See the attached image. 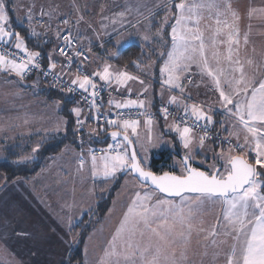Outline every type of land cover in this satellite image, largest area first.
Masks as SVG:
<instances>
[{
    "label": "snow or ice",
    "instance_id": "obj_1",
    "mask_svg": "<svg viewBox=\"0 0 264 264\" xmlns=\"http://www.w3.org/2000/svg\"><path fill=\"white\" fill-rule=\"evenodd\" d=\"M161 7L167 9L163 23H170V41L164 39L163 27L151 39L163 40L162 46L166 49L160 52L163 59L159 68L162 85L160 114L168 130L176 133L184 150L183 157L173 164V168L178 167L179 172L169 170L157 174L149 167L147 156L142 158L141 153L136 151L135 145L139 144L145 154L148 152V148L141 144L139 120L124 119L122 112L110 118L113 106L118 110L144 109L145 100L126 98L114 101L110 98L109 112L101 113L97 101L99 88L114 84V91L123 87L130 96L132 88L129 82H138L141 85V91L137 93L139 97L147 94L149 85L140 76L130 74L126 70L127 65L121 70L105 62L98 64L97 70L92 73L83 70L84 61L90 59L86 52L92 51L91 38L82 35L79 30L73 36L69 19H61L60 23L64 27L58 26L55 30L57 40L62 43L48 54L45 68L41 63L42 52L31 50L27 45V37L12 30L10 16L12 12L19 11L18 3L16 0H0V44L4 45L0 49V73L15 77L14 85L17 87L30 72L42 74L45 78L51 75L54 81L51 86L59 85L62 92L80 95L81 101H76L75 106L69 109L70 115L75 118L72 131L80 138L82 148L76 155V171L90 174L93 182L99 178L105 182L113 181L122 173L130 175L137 182L136 190L103 248L102 255L90 261L85 249L83 264H195L192 259L195 253L191 248L194 232L198 236L203 234L205 242L201 245L204 251L200 253V264H204V258L209 256V248L212 249L211 264H217L221 257L223 264H264V53L259 60L241 57V49L249 43L251 26L241 36L240 21L244 16L233 7L232 0H163L157 4L150 3V0H136L135 4L126 3L124 11L113 13L112 17L101 16L102 20L111 19L113 25L112 31H105L103 35L109 40L119 36L121 29L115 25L123 20L125 12L129 15L135 12L137 17L149 19ZM34 9L33 0L27 6L24 20L28 25V35L36 38L40 34L33 26ZM246 15L249 20L254 17L264 20V4L257 7L250 3ZM44 16L51 20L53 10L45 11L41 6V20L37 21L41 26ZM75 22L77 28L84 22L79 9ZM131 26L135 28L136 24ZM88 27L92 28L91 23ZM101 27L107 29L108 25L102 24ZM99 38L100 34L97 35ZM85 39L88 40V47L83 44ZM142 39L149 41L150 37L145 34ZM122 42L121 39H115L113 47L117 51L110 53V58L119 55L118 49ZM103 46L102 41L100 47ZM57 53L64 58L63 62L56 59ZM80 58L83 59L76 73L72 74L71 66ZM132 64L141 68L138 61L133 60ZM193 66L202 77L211 81L212 88L218 93L217 103L233 121L231 128L223 120L214 119L215 113L210 105L205 111L204 105L186 102L191 96L184 95L186 88L183 81L192 82L190 72ZM150 68L151 65H147L143 70L147 72ZM96 78L103 84L98 85ZM38 84L39 79L34 81L33 87ZM165 88L169 92L178 90L179 95H169L165 101ZM148 103L151 104V101ZM56 104L59 106L60 101ZM169 104L183 110V114L175 117L170 125ZM85 108L88 110L87 115ZM102 115L105 117L103 123ZM140 115L145 113L141 112ZM89 119L97 122L96 128L89 129L90 134L99 135L113 129L108 131L112 142L100 149L99 156L95 149H88L87 155L83 151L81 133ZM28 123L25 118L23 124ZM67 123L66 119L56 121L55 131L66 132ZM143 123L147 129L148 145L159 147L158 143H153L152 115L147 114ZM217 123L222 131L227 132L226 137H220L219 132L215 137L210 135ZM197 130L203 134L198 135ZM209 141L220 145L219 152L213 156L214 163L207 168L193 166L195 157L204 151ZM172 145L175 146L174 141ZM224 145H228L227 149ZM40 148L41 142L37 141L29 154L19 156L14 163L21 165L31 161ZM200 164H205V160L202 159ZM216 206L220 209L216 223L205 228V211ZM73 207L74 204L63 205L62 209L67 208L69 215L59 217L60 224L69 235L78 219L71 215ZM87 211H91V208ZM109 211L111 213L112 210ZM83 212L84 209H81ZM72 239L76 240L77 237ZM62 264H73V258L67 256Z\"/></svg>",
    "mask_w": 264,
    "mask_h": 264
},
{
    "label": "crops",
    "instance_id": "obj_2",
    "mask_svg": "<svg viewBox=\"0 0 264 264\" xmlns=\"http://www.w3.org/2000/svg\"><path fill=\"white\" fill-rule=\"evenodd\" d=\"M38 1L39 0L34 1L35 13L37 12L36 15L40 14L41 6H43L45 11L53 10L52 18L54 19H58V17H56L58 16V14L68 16L70 21L72 22L71 32L73 36H75L77 30H79L82 35L91 38L90 46L92 51L90 53L86 52V54L89 57L92 56V58L94 59L101 60L102 64L107 62L108 64L112 65V67L121 70L124 69V67H118L115 64H113L110 60L107 59V61H104V59L106 58L107 54L110 55V53H112L113 51H117V49L113 47L115 39L119 38L122 35V33L128 32L131 28H133L131 26L132 24H136V26H138L147 20L137 17L135 12H133L130 15L127 12H125V16L123 20L119 21L115 25V27L117 26V28L121 29L119 32V36L113 38L112 40H109L107 36L103 35V33L105 32L103 30L110 31L112 30L113 25L111 23V19L102 20L101 16L112 17L113 13L124 11V6L126 3L135 4L136 0H87L86 4L90 8V11L88 12H82L81 4L80 6L77 7L76 5H72L69 0H63V1L46 0L45 2L41 0V2L37 3ZM162 2L163 0L160 1L154 0L153 4L162 3ZM176 2H178V0H176ZM250 3L253 4L254 6L259 7L262 4H264V0H232L233 7L238 9L241 12V14L244 16V18L240 21L241 36L243 35L244 32L249 31V25L251 26V31L249 32V43L246 46V48H242L244 55L249 57H253V56L260 57V55L264 53V48H261L259 46V43L264 42V20L255 17L252 18L251 20L247 18L246 10ZM57 6L65 8L64 13L59 11L57 9ZM19 7H20L19 9L22 8V6ZM76 8L77 9L79 8V13L83 14L84 17V22H82L78 26V28L75 22L77 16V10L74 9ZM161 8L159 10H161ZM158 11H156L154 15ZM20 13L22 12L20 11ZM54 13H56L57 15L55 16ZM69 13H71V15H69ZM166 13L167 11H162V13H159L158 16H156L157 18L154 15H152L153 17L151 16L148 20L149 22L148 24L151 25V28L147 29L148 24H146V29H142V31H139V33H137L138 35L136 37L132 38L134 41L133 43H140L139 41L142 40V37L145 34H147L150 37V34L152 33V22H155V19H159V20L162 19L164 22V17ZM44 17H48V16H44ZM137 20H139V23H137ZM11 22H12V28L15 29L13 26V23H15L14 20L12 19ZM89 23H91L92 28L88 27ZM102 24L108 25V28L107 29L102 28L101 27ZM48 25L49 22L47 23L46 26L48 27ZM50 25L51 27L48 28L49 30L52 31L51 33L49 32L50 35L48 36V38L51 40V42H53V45L50 46L49 50L47 51L46 53L47 57L48 54L54 48H56L57 44L62 43V41H58L56 38V33H55L56 28L58 26L61 28L64 27L63 25H60V23L58 24L57 20L55 22L54 21L50 22ZM121 25H124V27L121 28ZM93 29H95V31H93ZM166 29H167V33H169L171 30L170 23L167 26H165L164 34ZM98 34H100L99 39H97ZM41 35H39L36 38H42L44 34L42 36ZM44 36L47 37V35ZM102 41L104 42L103 48L100 47ZM241 43L243 44V40H241ZM83 44L85 45V47H88L89 46L88 40L85 39L83 41ZM128 45L129 44H126L121 48H119L118 52ZM253 48H255L256 50L255 52H253ZM163 50L165 49L161 48V51ZM98 51H100V53ZM56 59L61 62H63L64 60V58L59 56L58 53L56 55ZM89 60L84 61L83 67L87 73H92V72H88V70L86 69V65H88ZM47 64H48V60H47ZM95 68H97V66H95ZM59 70H60V65L58 64L57 71ZM195 70H197V68L192 67L191 71L193 72ZM72 74H75L73 70H72ZM0 78L12 79V76L0 75ZM65 78L68 79L67 76H65ZM156 78L158 81L157 80L148 81L149 83H147V85H149V90L145 96L143 95L138 97L137 93H139L140 91L138 90L134 91L132 87H131L132 93L129 96L128 92L122 90V88L119 91H114L113 89L116 87L114 84L108 86L109 93L106 95L104 99L105 105L109 106L108 100L110 98L113 99L114 101H121L126 98H130V99L139 98L145 100V108L142 110L149 111L155 109L158 105L161 104L160 93L162 91L161 81L159 80L157 75ZM190 78L191 81L194 82V84L189 85L188 83L189 81L185 80L187 84L185 85L186 93H184V95L191 96V99L187 100L186 102L188 104L197 103L204 105L205 111L208 110V106L210 105L212 107V111L215 113L214 119L216 121L223 120L225 124L229 128H231V126L228 125V123L231 122V121L229 122V116L225 112H223V110L220 108L219 103H217L218 98H216V100L213 99L204 100V98H198L195 96V91H193V88H197L195 83H197V81H201L202 76L199 77L197 74L194 75L192 73ZM33 82H34L33 77L32 79L31 77H27L26 80L23 81V83L19 86V88L23 89L24 92L28 90L32 92V95H30V97L28 96L25 99L26 103L27 104L29 103L30 104L29 108H33L35 111L38 110L47 111L48 108L51 106V103L54 102V100L48 101L40 93L39 88H36L39 86L33 87ZM97 83H103V82L97 81ZM206 85L210 86V89H213L211 83ZM129 86H130V82H129ZM156 86L160 88V90L157 88L158 95L156 90L154 91V93H152L153 89H156ZM35 92H37L39 95H37ZM188 92L190 94H188ZM173 94L179 95L178 90L173 92H168L167 95H164V100L167 101L166 97L168 98L169 95H173ZM37 96L41 97L40 99H43V102L41 104L38 103ZM70 96L75 98L74 95H70ZM28 98H30L32 101H30V99ZM19 101L22 104L24 103L23 99H19ZM75 101L78 100L75 98ZM148 101H151V104H149ZM156 104L157 106H155ZM36 105L39 106V108L41 109H38ZM167 106L177 111H183L182 108H178L176 105L169 104ZM45 114L46 117H43L44 118L43 120L41 118V121L46 122V123L45 122L41 123V126L43 127L48 126L49 122H53L54 120L53 114L50 115L49 113H45ZM60 114L61 117L65 119L61 113V108H60ZM5 115H6V110H4L2 106H0V159H3L5 157V151L7 147H11V146L22 147L24 144L25 145L29 144L30 143L29 141L34 140L37 142L38 141L37 138L41 139L40 142L42 145L50 136L56 135L54 134V132H57L54 131L55 128L54 130H52L53 128L52 129L50 128V130L48 131L46 130L42 132H40L39 130H38L39 132H37V128H31L30 130L27 128L26 131L23 132L22 129L19 128L18 125H16V123L9 122L10 124L8 123L5 124V120H6ZM85 115L87 114L85 113ZM145 119L146 118H141L139 120L141 129H138V131L140 133H142L141 131L144 130L145 126L143 121ZM168 121L173 122V119L168 118ZM155 122L159 123L158 126L160 127L161 133L163 135L171 134V132H168L169 130L166 131L164 128L165 120L163 117H157L156 119H153V124ZM8 126L10 127V130L7 133ZM90 128H96V127L91 126L89 124V121H87L84 127L85 136L83 137V142H84L83 151L85 155H87L88 149L101 147L106 144V143L105 144L100 143L98 140L92 138L91 136H96V135L90 134L89 132ZM215 130L221 133V135H223L224 137L227 136V132L221 130L219 123L215 125ZM64 132H65L64 130L59 131L58 134H63ZM86 135H89V137H86ZM172 135L175 137V139L177 138L174 134ZM232 139L234 140L235 138L233 137ZM176 141L181 149V145L179 144L177 139ZM27 148L28 147H26V149ZM65 149H67L66 152L64 151ZM81 151H82L81 141L78 142L76 140L75 144L67 143L58 153L52 155L45 162L43 168L38 173L26 178L18 177L11 181H7L5 175L0 172V264H62V261L67 256H69L71 249L76 245L78 241L77 233L79 232L73 229L71 235H69L66 231V228L60 224L59 217L61 216L67 217V215H69L68 209L67 208L62 209V206L65 205L66 203L74 204V207L71 210V215L78 218L76 221V225H77L78 223L81 222L83 216L87 212H89L87 211V209L94 208L96 203L95 183L97 182L101 183L102 181V180L100 181L96 180L95 182H93L89 174L78 173L76 171L77 168L76 155ZM122 181L123 179L121 180V184ZM135 184L137 183L130 184V188L132 189V191L122 192L120 195H117V192L120 189L119 187L118 190L115 192L107 212L105 213L103 218L95 226H93L89 234L86 236L83 246V262L86 259L85 249H87V259L90 261H95L99 256L102 255L103 248L107 245V242L110 240L114 232V229L116 228L115 223L116 221L117 223L119 222V217H121L124 211L122 207L130 202V199L132 198L134 191L136 190ZM81 209H84L83 214L81 213ZM110 209L112 210L111 213L109 211ZM218 210H219V206H217V209L215 211ZM219 213L220 212L216 213L215 218L219 215ZM110 218L115 219V223L113 225L109 221ZM215 218H214V222H210V223H207L206 220H204L205 222L204 227L209 228L211 225L216 223L217 218L216 219ZM17 233H28V235H17ZM202 235L203 234L198 236L195 232L192 234L191 248L195 253V255L192 256V259L195 262V264H200L201 262L200 253L204 251V248L201 246L203 243H205L202 239ZM61 237H63V239H61ZM72 237H77V239L73 240ZM69 245H71L70 250H69ZM208 251H209V256L204 258V264H211L212 249L209 248ZM217 264H223V257H221L220 260L217 261Z\"/></svg>",
    "mask_w": 264,
    "mask_h": 264
},
{
    "label": "rangeland",
    "instance_id": "obj_3",
    "mask_svg": "<svg viewBox=\"0 0 264 264\" xmlns=\"http://www.w3.org/2000/svg\"><path fill=\"white\" fill-rule=\"evenodd\" d=\"M32 1L33 0H16V3H18L19 6H22V8L19 9V11L12 12V15L10 16L11 21L13 19L14 22L17 25L20 24V25L25 26V27L28 28L27 23L25 21H23V20H24V17L26 16L27 6L31 5L32 4ZM43 1L45 2L46 0H43ZM61 1H63V0H61ZM69 1H70V3L72 5H76L77 7L80 6V4H81L82 5V12H88V11H90V8L86 4L87 0H79V2H78V0H69ZM153 1L154 0H150V3L153 4ZM156 1H160V0H156ZM39 2H41V0H39L37 3H39ZM57 9L59 11H61L62 13H64V9L65 8L57 6ZM164 9H166V8H161V10H159L157 13H162V11H167V9L166 10H164ZM74 10H77V8L74 9ZM20 11L22 13H20ZM34 12H35V9H34ZM38 13H39V11H38ZM36 14H37V12L35 13V18L33 20V26L35 27L36 31L40 35L41 34L42 35L43 34L44 35H47V37L43 35V41H44V39H46V42L48 40H50L48 38V36L50 35L49 32L51 33V31H52V30H49V28L46 26L47 23L49 22V24H50V22H52V21L55 22L57 20L58 21V24H59V21L61 19H65V18L66 19H69V17L66 16V15H60V14H58V16H56L57 14L54 13L55 16L58 17V19L51 18V20H50L49 17H43L42 18L43 26H41V23H40V25H38V23H37V20H41V18L39 17L40 14H38V15H36ZM164 19H165V17H164ZM148 20L149 19H147L144 23L136 26L135 28L134 27L131 28L128 32L122 33V35L119 38H117V39H121L123 41L119 48H121L122 46H124L126 44L133 43L134 41H133L132 38L133 37H136L138 35L137 33H139V31H142V29H146V24L149 23ZM162 22H163L162 19L161 20L155 19V22H152V33L150 34V40L149 41H144L142 39L141 41H139L140 44H143V45H146V46H150L152 48L153 52H155V54H157V56L159 57V61H160L158 63V65H157L156 64V60L154 59V61H151L150 63L147 64V65H151V68L147 72H145L143 70V68L145 67L144 66L142 68V70H140V72L138 73L139 74L138 76H140V78L145 81V84L146 85H147V83H149L148 81L157 80L156 75L158 76L159 80L161 81V77H160V73H159V68L163 64V59L160 57V52H161V48H164V47H162L164 41L163 40H159V41L152 40L151 38L157 33V30L159 28H161V27L165 28V26L168 25V24H164ZM149 25L150 24L147 25V29L151 28V25H150V27H149ZM12 30L17 31V30H15L13 28H12ZM103 31H106V30H103ZM111 31L112 30H110L108 32H111ZM164 36H165V34H164ZM164 39L170 41V36H168V33L166 34V36H165ZM44 43H45V41H44ZM259 46L261 48H264V42L263 43L262 42L259 43ZM169 47H170V44H169ZM108 51H110V50H108ZM163 51H166V49L163 50ZM240 55H241V57H249V56H245L244 55V52H243L242 49L240 51ZM90 58L91 59L88 61V65H86V69L88 70V72H93V71L97 70V68H95V66H97L98 64L102 65V61L99 60V59H94V58H92V56ZM109 58H110V55L107 54V56H106L105 59H109ZM252 58H255V59L259 60L260 57L259 56H256V57L253 56ZM105 59H104V61H106ZM193 67H195V66H193ZM192 73L194 75L197 74L199 77H201L198 69L195 70V71H193V72L191 71L190 72V76H191ZM30 74L28 73L27 77H29ZM186 75H189V74H186ZM1 79L2 78H0V106H2L4 110H6V115H5L6 116L5 117L6 120H5V124L6 123L10 124L9 122L16 123V125H18L19 128H21L23 132L26 131L27 128L29 130L31 128H37V132H39V131L42 132V131H46V130L48 131V130H50V128L51 129L53 128L52 130H54L56 121H58L60 119H63V117H61V114H60L61 102H60V105L59 106H57V104H56V102L58 100H54V102L51 103V106L48 108L47 111H40V110L35 111L33 108H29L30 104L29 103L27 104L26 103V100H25L28 96L30 97V95H32V92L31 91L28 90V91H25L24 92L23 89L15 86L14 85V81L16 79L15 77H12V79H2V80ZM96 79H97L98 82H101V81L98 80V78H96ZM206 80H208V81H206ZM210 83H211V81L207 77H202L201 81H197V83H195L196 86H197V88H193V91H195V96L198 97V98H204V100H206V99H208V100H210V99L216 100V98H218V93H216L214 91V89H210V86H207L206 85V84H210ZM186 84L187 83L184 80V85H186ZM191 84H194V82L189 83V85H191ZM38 85L41 87L42 80H39V84ZM130 87H132L134 89V91L135 90L136 91L137 90L138 91H141V85L138 82H130ZM157 88L158 87L156 86V89H153L152 93H154V91L156 90L157 91V95H158V89L160 90V88H158V89ZM189 88H192V87H189ZM122 90H124L123 87H122ZM63 92L66 94V96H67L68 99L71 98V96L69 94H67L66 91H63ZM168 92L169 91H167L166 89H164V95H167ZM35 93L37 95H39L37 92H35ZM185 93H186V91H185ZM188 94H190V93L188 92ZM150 96H151V94H150ZM40 98L41 97H38V103L41 104L43 102V99H40ZM19 99H23L24 103L23 104L20 103L21 100L19 101ZM28 99H30V98H28ZM166 99H167V97H166ZM30 101H32V100L30 99ZM36 107L38 109H41L37 105H36ZM45 113H49V115L50 114H53L54 115L53 116V119L54 120H53V122H49V125L48 126L43 127V126H41V123L42 122H45V121H41V118L43 120L44 119L43 117H46L45 116L46 115ZM25 118H27L28 121H29V123L27 125H24L23 124V120ZM170 122L172 123V121H168V124L169 125L171 124ZM229 122L230 123H228V125L231 126L233 124V121L230 118H229ZM158 125H159L158 122H155L152 125L153 138H154L153 139V143L154 144H157L158 143L160 146L159 147H152V146L148 145V143H147V137H146L147 129L144 127V130H142L141 131L142 133H140L141 134V144H143V146L145 148H148V152L145 154L143 152V149L141 148V146L139 144L135 145V148H136V150H137L138 153H141V157L142 158L145 155L147 156L148 163L151 160V158L153 156H155L159 151L168 150L170 152V155L172 156L168 168L171 169V170H174L176 172H179V168L178 167L177 168H173V164L176 161H178L179 159H181L180 157H177L174 154L177 151V144H175V146L173 147V145H172L173 139L171 137H169V136L163 135L161 133L160 127ZM164 128H165L166 131H168V128L166 127L165 122H164ZM139 129H141V126L139 127ZM9 130H10V127L8 126L7 127V133L9 132ZM61 131H63V130H61ZM168 132H171V134H174L176 136V133L175 132H172V131H168ZM217 132H218L217 130L214 131L215 136H216ZM58 133L59 132H54V134H58ZM219 134H220V137H224L223 135H221V133H219ZM132 139L135 140V137H133ZM37 140L40 141L41 139L37 138ZM241 140H242V137H241ZM29 142L30 143L27 144V147L28 148L25 150V153H23V155L29 154L31 152V147L34 146L35 143H36V141H34V140L33 141H29ZM233 143H235V139L233 140ZM227 147H228V145H224V148L225 149H227ZM181 149H182V147H181ZM213 149H214V151H213ZM219 150H220L219 143L213 144L212 141H209L206 144L204 151L201 152L200 155H197L195 157V159L193 161V166L207 168L209 165H211L212 163H214L213 156L215 155V153L219 152ZM197 151H199V149H197ZM182 152L184 154V150L183 149H182ZM183 154H180V155H183ZM36 159H37V154H34V158L31 161L36 160ZM202 159L205 160V164H203V165L200 164V161ZM122 175L123 174H118V177L115 180L109 181V182H105L103 180V178H99L97 180L98 181H100V180L103 181V183H104V189L106 190V189H108L109 185H112L113 183H116V181L119 180V179H123V181H122V184L123 185L121 184V187H120L119 191L117 192V195H120L122 192L132 191V189L130 188V184L131 183H133V184L134 183H137L134 179L131 178L130 175H126V174H124V176H122ZM89 176H90V174H89ZM135 185H137V184H135ZM122 209H124V211H125L126 210V205L123 206ZM216 209H217V206L206 209L205 214L203 216V219L206 220L207 223L214 222V218L216 216V213L220 212V209L218 211H215ZM121 218H122V215H121V217H119V220ZM109 221H110V223H112V225L115 223V219L114 218L113 219L110 218ZM115 225H116V227L118 226L117 221H116Z\"/></svg>",
    "mask_w": 264,
    "mask_h": 264
},
{
    "label": "trees",
    "instance_id": "obj_4",
    "mask_svg": "<svg viewBox=\"0 0 264 264\" xmlns=\"http://www.w3.org/2000/svg\"><path fill=\"white\" fill-rule=\"evenodd\" d=\"M159 13L155 15L158 16ZM153 20V19H152ZM14 28L20 32L22 36L27 37V45L31 50H37L42 52V64L47 66V51L50 46L53 45L51 40H48L44 43L42 38H33L31 35H28V28L22 25H16L13 23ZM169 28V27H168ZM167 28V29H168ZM167 29L165 30V36L167 34ZM39 46V47H38ZM100 50V49H99ZM100 53V51H98ZM105 54V53H104ZM103 55V53H102ZM156 60L158 65L159 57L155 52H153L150 46H146L140 43H131L122 50L119 51V55L115 58H109L113 64L118 67H125L127 65V71L130 74L137 75L144 66H146L151 61ZM161 59V58H160ZM107 61V59H105ZM138 61L141 64V68H137L132 64V61ZM0 75L5 76L3 73ZM29 77H33L34 81L37 79L42 80V85L39 88L40 93L48 100H59L61 102V113L64 118L68 121L67 131L63 134H56L50 136L42 145L37 153V159L33 161L26 162L21 165H16L14 161L23 153H25L26 147L11 146L7 147L5 151V157L0 159V172L3 173L7 181H11L18 177H29L38 173L44 166L45 162L54 154L58 153L65 144L71 143L75 144L78 136H76L72 129L74 126L75 118L70 115L69 109L75 105V98L71 96L70 99L67 98L66 94L60 90V88L51 86L49 82L36 72H32ZM157 102V101H156ZM155 102V103H156ZM158 104V103H157ZM157 104L155 106H157ZM108 131L101 132L99 135L91 136L95 140H98L100 143H107L111 138L108 137ZM215 131V128L213 129ZM85 134V133H84ZM82 135L83 137L85 135ZM165 134V133H164ZM173 139L175 144H177V151L174 153L177 157H180V154H183L180 149L175 137L172 134H165ZM89 137V135H86ZM24 149V150H23ZM172 156L168 150L159 151L155 156L151 158L148 165L157 174L163 171H169V163ZM198 167V166H196ZM124 176V175H122ZM119 179L116 183L109 185L108 189H104L103 181L95 183L96 195H95V206L91 211L87 212L80 223L74 228L79 232L78 241L76 245L71 249L69 256L73 258V264H77L79 261L80 264H83V246L86 239V236L89 234L93 226H95L105 215L108 208L110 207L111 201L114 197L115 192L118 190L121 184Z\"/></svg>",
    "mask_w": 264,
    "mask_h": 264
},
{
    "label": "built area",
    "instance_id": "obj_5",
    "mask_svg": "<svg viewBox=\"0 0 264 264\" xmlns=\"http://www.w3.org/2000/svg\"><path fill=\"white\" fill-rule=\"evenodd\" d=\"M39 21V20H37ZM38 23V22H37ZM60 23V21H59ZM61 24V23H60ZM38 25H40V23H38ZM62 25V24H61ZM44 41L46 42V39H44ZM4 45L3 44H0V49H3ZM83 58H80V59H77L71 66L72 70L76 73V69H77V66L78 64H80V60H82ZM41 63H42V59H41ZM44 66V65H43ZM45 68H47V66H44ZM83 70L84 67H83ZM32 73V72H30ZM29 73V74H30ZM41 76L43 77V75L41 74ZM45 78V77H43ZM50 84H53L54 81H53V78L51 75H49L47 78H45ZM65 80H67V78L64 77ZM103 83H98V85H101ZM57 88H60L59 85L55 86ZM99 92H100V95L97 97V101L98 103L100 104V111L101 113H107L109 112V106L105 105V97L106 95L109 93V88L107 85H105L104 87L102 88H99ZM74 97L78 100V101H81V96L78 95V94H73ZM168 107V106H167ZM160 108H161V104L158 105L155 109L153 110H149V111H144L142 109H139V108H130V109H116L114 106L111 108L110 110V118H115L116 117V114L117 112H122L123 113V118L124 119H137V120H140L141 118H147V114H151L153 119H156L157 117H162L161 114H160ZM169 109V116L168 118H172L173 120L175 119V117L179 116V115H182L183 114V111H177V110H174L170 107H168ZM87 108H85V113L87 114ZM143 112L145 113V115H140V113ZM104 119L105 117L102 115L101 116V123L104 122ZM89 124L93 127H97V122L95 120H92V119H89ZM189 123H191V119L188 120ZM201 126H203V121L201 122ZM110 130V129H108ZM107 131V130H106ZM197 133L199 135L203 134V133H200L198 130H197ZM84 134V131L83 133H81V135ZM210 135H212L213 137H215V133L214 131L212 130L210 132ZM78 142H80V138L78 137L77 139ZM112 141L109 140L104 146H101V147H97V148H93L96 150V155L99 156L101 155V152H100V149H103V148H106L107 147V144L108 143H111Z\"/></svg>",
    "mask_w": 264,
    "mask_h": 264
},
{
    "label": "water",
    "instance_id": "obj_6",
    "mask_svg": "<svg viewBox=\"0 0 264 264\" xmlns=\"http://www.w3.org/2000/svg\"><path fill=\"white\" fill-rule=\"evenodd\" d=\"M108 137L111 138L110 136H108ZM129 151H131V149H129ZM182 157H183V155L180 156V158H182ZM122 174H123V173H122ZM123 175H124V174H123Z\"/></svg>",
    "mask_w": 264,
    "mask_h": 264
}]
</instances>
